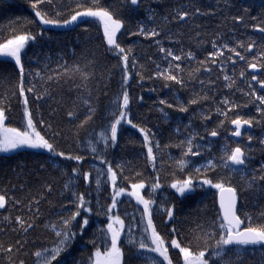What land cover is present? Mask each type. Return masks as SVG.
<instances>
[{"label": "snow or ice", "instance_id": "obj_1", "mask_svg": "<svg viewBox=\"0 0 264 264\" xmlns=\"http://www.w3.org/2000/svg\"><path fill=\"white\" fill-rule=\"evenodd\" d=\"M28 3L33 18L17 17L0 26V153L31 149L47 159L35 169L22 162L6 172L0 169L6 181L0 189V209L8 212L0 233L14 234L0 242V264H28L29 256L32 264H247L248 259L264 264V0H224L223 5L221 0L215 5L175 0L163 14L151 0H73L74 7L65 0ZM199 20L219 22L207 32ZM93 23L102 30L104 53L117 61L111 68L105 65L99 78L101 57L91 49L79 55L73 49L72 62L63 54L55 60L28 54L38 40L56 42L55 29L85 25L83 31L88 32ZM125 34L155 47L159 59L147 57L153 68L141 63L135 44L121 41ZM113 68L120 73L119 87L102 105L100 96L108 95L104 89ZM133 80L138 85L159 81L162 88L175 90L174 102L159 98L149 109L155 107L165 122L168 110L198 111L187 123L177 121L175 138L162 142L163 133L143 117L136 122L132 108L144 96L132 94ZM73 90L76 96L65 107ZM181 90L188 93L186 101L176 95ZM48 101L56 107L48 105L46 118L42 107ZM15 109L19 126L11 124ZM242 109L254 112L245 116ZM213 116L216 123L209 129ZM193 117L204 125L203 135ZM60 121H67V130ZM124 125L140 135L139 155L131 160H117L110 151L120 146ZM257 126L262 134L254 137L251 129ZM229 128L217 153L212 138ZM62 143L70 146L63 148ZM257 152L262 157L258 161ZM65 163L70 166L62 168ZM47 167L65 178L57 193L59 203L49 199L55 181L41 175ZM165 188L174 190L171 198L160 195ZM209 192L211 209L204 203ZM122 198L135 201L132 212L121 210ZM43 202L54 210V218L42 225L51 239L34 247L29 237L41 227ZM250 203L256 211L245 210ZM101 216L106 222L97 224L85 240L93 218ZM78 240L89 249L86 258L70 251Z\"/></svg>", "mask_w": 264, "mask_h": 264}, {"label": "trees", "instance_id": "obj_2", "mask_svg": "<svg viewBox=\"0 0 264 264\" xmlns=\"http://www.w3.org/2000/svg\"><path fill=\"white\" fill-rule=\"evenodd\" d=\"M65 2L74 7L73 0H65ZM148 2V0H146ZM205 4H211L215 5L216 0H204ZM257 3H259V0H256ZM105 3L107 4H113L117 3V0H105ZM152 6L156 7L157 5H160L159 8H157V11L163 14L168 10L169 3H175V0H151ZM224 0H221V4L223 5ZM229 3H231V0H229ZM118 6V4H117ZM6 9V10H4ZM235 11V9H233ZM256 14V10L253 11V15ZM17 17H28L33 18V13L30 9V5L28 3V0H0V26L6 25L8 20L16 19ZM142 18V17H141ZM198 23H202L205 25V31L211 32L215 29V24L218 23V20H199ZM230 26V25H229ZM85 25H80L79 27L71 26L61 29H55L54 34L57 36V41H47V40H38L35 44L30 45L28 48V54L29 56H32L33 53H40L41 55L47 54L52 57L53 60L57 58V56L63 54L65 59H67L69 62H72L76 59V56L73 55V49H75L77 55H79L80 51L83 49H91L93 51L97 52V55L101 57L100 59V66L97 68V77L99 78V73L103 70L104 66L107 65L109 68H111L113 65L117 63L116 59L111 54H105L104 49L101 46V40L100 35L102 34V30L98 31V26L96 24H90L89 31L84 32L83 28ZM33 31H38L37 27L35 25H32ZM176 29L174 28V31ZM0 35H3V32H0ZM121 41L125 44H135L136 45V52L140 58L141 63H145L149 69L153 68L154 66L147 61V57L151 55L153 59L158 60L159 57L156 55V49L154 46H150L149 42L144 41L143 38H140L137 40L135 37H129L127 34L121 37ZM166 46H171L169 41H165ZM189 41L187 40V37L184 39V47L187 49L189 47ZM210 50V45H205ZM204 53L199 54V58H203ZM31 67L35 68L37 65L35 63H32L30 65ZM54 66V65H53ZM166 66V65H165ZM9 69L11 68V65L9 64L7 66ZM240 65H237V71H239ZM112 78L111 82L109 83L108 87L104 89L108 93L107 96L101 95L100 96V103L102 105H107L109 98L118 90V81L120 78V73L118 69L113 68L112 69ZM203 78V77H202ZM132 88L130 91L134 96L143 95L144 101L139 104H134L132 111L133 114L136 116L137 120L136 122H139L140 118L143 117L145 119V122L148 124L149 127H152L154 131H159L163 133V141L167 142L168 138L170 136H173V130L176 126L177 121H181L183 123H187L189 120V117L193 116V112L198 111V109L193 108L192 111H190L187 114H181L174 110H168L170 119L168 122H165L162 118L161 114L156 110L155 107L152 108L151 111H149L150 106L153 105L154 101H157L159 98H166L169 100V102H174V96L173 93L175 90L170 91L169 89H165L161 87V84L159 81H149L145 80L142 82V85H138L135 80L131 82ZM193 85L190 83L189 87L191 88ZM96 87H100V85H96ZM198 87V86H197ZM65 93H67V89L69 88V85H65ZM150 88H156L157 92H150L148 89ZM3 91V88H0V92ZM226 91V90H225ZM176 95L181 99L186 101L188 98L187 91L181 90L179 92H176ZM76 92L73 90L71 92V96H67L65 107H68L71 105V100L75 98ZM60 97L57 96V99ZM219 98V97H217ZM236 99L241 100L242 98L237 94ZM51 104L53 108L56 107L54 103L51 101H48L45 103L42 107V111L45 114V117L47 118V114L50 111L48 105ZM158 107V105H157ZM254 112V109H242L241 113L242 115H250ZM81 118H83L81 116ZM57 120H59V117H57ZM20 116H19V109H15L13 111L12 117H11V124L13 126H19ZM61 125L65 127L67 130L68 125L67 121H60ZM99 123V121H97ZM216 123V117L213 116V119L207 124V127L211 129L215 126ZM193 125L194 127L201 132V134H204V125L195 117H193ZM231 129L229 128L228 131L221 130V136L218 138H212L213 148L214 151H217L219 145L223 144L225 142V137L229 134V131ZM91 131V129H89ZM99 131V129H97ZM251 134L254 137H258L262 134L261 127L257 126L251 129ZM84 139H87L86 136L83 137ZM173 138H175L173 136ZM182 138V137H181ZM135 140L137 143L135 145L127 144L128 140ZM139 140L140 135L139 133L131 129L130 126L124 125V132H123V139L120 140V146L110 150L113 155L116 156L117 160L119 159H125V160H131L134 156L139 155L140 146H139ZM241 143H247L246 139H242L239 141ZM70 144L68 143H62L61 147L67 148ZM71 147H75L74 144L71 145ZM253 148L258 147V145L253 144ZM83 149V145L81 146ZM172 153L175 156H179V151L176 149H172ZM81 154L86 153L81 150ZM111 158V157H110ZM262 157L259 152L256 153V160H260ZM47 157L45 155L40 154L37 150H31V149H21L16 153H0V169H2L4 172L7 171L9 167H14L17 162L25 163L29 166V169H35L37 166V162H45ZM139 163H142L141 161H138ZM70 165L65 163L62 164V168H68ZM74 166V165H72ZM88 165L85 164V168H87ZM146 175L148 173H145ZM12 174L8 173V176L10 177ZM41 175L43 177H48L50 179H53L55 181L54 185V191L51 197L49 199L56 201L59 203V200L57 198V193L59 192L61 185L65 182V178L60 175V172L57 169L47 167L46 171L42 172ZM0 189L4 187L5 178L3 175V172H0ZM81 190H84L82 187ZM174 190L165 188V191L162 192L161 196H167L169 198L172 197ZM19 195V193H17ZM211 197L212 193H208L207 197L204 199V203L208 205L209 209H211ZM103 201V197L101 198ZM125 200V203L122 204L121 210H127L128 212L133 211V205L135 204V201H131V203L127 202V198H122ZM251 200V197H249ZM195 207V205H193ZM246 211H256L251 205L249 204L248 208L245 209ZM41 211L44 213L43 217L40 220L41 227L37 228L32 234H30L29 239L31 241H34V247H40L41 245H46L47 241L51 239V234L46 232L42 225L44 223V220L51 217L54 218V210L50 209L48 204L46 202H43L41 204ZM8 212H6L4 209H0V226H2V219L4 215H7ZM13 215L16 214V212H12ZM186 214V211H182L180 213L181 217H183ZM160 217H157V221H159ZM101 221H105V218L103 216L101 217H94L92 227L89 228V236L85 237V240L90 238V234L92 232V229H94L97 224H99ZM14 237V234L11 232H8L7 234L0 233V242H6ZM84 241L78 240L74 245L73 248L70 249L73 256L80 258L81 253H83V256L86 258L89 249L83 247ZM33 246L30 245V248ZM28 264H32V258L29 256L27 257ZM258 259V257L256 258ZM247 264H255V261L253 259H248Z\"/></svg>", "mask_w": 264, "mask_h": 264}, {"label": "water", "instance_id": "obj_3", "mask_svg": "<svg viewBox=\"0 0 264 264\" xmlns=\"http://www.w3.org/2000/svg\"><path fill=\"white\" fill-rule=\"evenodd\" d=\"M68 27H70V26H68ZM240 139H241V138H237V140H239V141H240Z\"/></svg>", "mask_w": 264, "mask_h": 264}, {"label": "bare ground", "instance_id": "obj_4", "mask_svg": "<svg viewBox=\"0 0 264 264\" xmlns=\"http://www.w3.org/2000/svg\"><path fill=\"white\" fill-rule=\"evenodd\" d=\"M71 27V26H70ZM242 140V138L240 139V141Z\"/></svg>", "mask_w": 264, "mask_h": 264}]
</instances>
